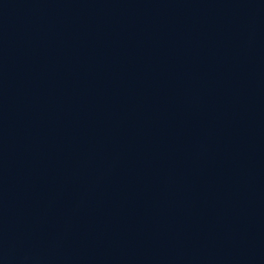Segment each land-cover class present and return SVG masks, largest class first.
Wrapping results in <instances>:
<instances>
[{
    "label": "water",
    "instance_id": "obj_1",
    "mask_svg": "<svg viewBox=\"0 0 264 264\" xmlns=\"http://www.w3.org/2000/svg\"><path fill=\"white\" fill-rule=\"evenodd\" d=\"M0 264H264V0H0Z\"/></svg>",
    "mask_w": 264,
    "mask_h": 264
}]
</instances>
